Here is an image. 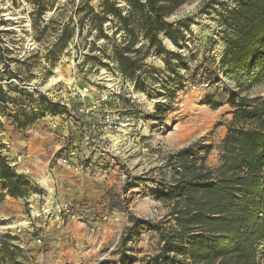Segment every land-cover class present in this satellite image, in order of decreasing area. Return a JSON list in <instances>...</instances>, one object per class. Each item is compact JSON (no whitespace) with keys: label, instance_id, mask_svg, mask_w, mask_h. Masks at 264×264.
I'll return each mask as SVG.
<instances>
[{"label":"rangeland","instance_id":"1","mask_svg":"<svg viewBox=\"0 0 264 264\" xmlns=\"http://www.w3.org/2000/svg\"><path fill=\"white\" fill-rule=\"evenodd\" d=\"M102 1L92 0L91 4L99 8ZM204 1L192 0L168 18L170 21L194 20L182 46L173 45L163 36L166 49L181 52L189 65L193 55L201 58L207 41L216 35L219 26L217 12L201 8ZM224 1L234 3V0ZM79 2L57 0L56 6L64 16L75 19L73 8ZM117 2L125 6L122 0ZM27 10L29 6L21 0L17 3L0 0L1 14L11 22L7 27L11 31L0 33V36L6 40L11 55L22 60L30 56L33 49L39 48ZM53 13L48 12L47 17ZM113 25V21L104 25L110 37ZM87 33L85 30L84 36ZM93 36L88 34L86 41L83 37H75L49 75L47 71L51 64L43 57L44 49L39 52L42 56L40 62L30 60L33 64L32 71L27 73L32 76L28 88L66 104L71 110L70 115L46 114L29 126L19 128L0 114V136L7 146L5 154L17 172L27 175L34 186L25 198L7 196L0 202V234L16 237L13 241L18 244L17 254L22 264H54L68 249L79 252L78 245H82L83 240L71 236L66 228L70 222L130 220V215L161 222L168 208L156 197L154 190L171 175V169L165 167L167 156L194 143L212 144L214 158L219 155L222 130L230 110L226 103L236 89L232 77L220 73L212 82L193 86L188 81L186 68L178 60L173 59L179 70L174 73L166 66L165 55L152 51L146 59L147 68L161 69L162 72L149 73L147 89L142 90L120 72L114 60L102 56L104 50L110 51L111 44H106L104 38L92 43ZM119 37V34L115 36L116 39ZM223 49L224 43L219 39L212 51L217 61ZM86 54L101 57L87 58ZM11 68L24 70L23 65L12 64ZM4 69L0 64V76H6ZM11 81L21 84L17 79ZM0 82L7 90V81ZM165 85L170 90L165 89ZM172 91L175 92L174 98L170 96ZM259 95L264 97V81L250 92L251 97ZM158 102L171 103L161 122L147 117L156 110ZM30 156L45 164L44 173L35 177L20 171L18 161ZM58 159H65L72 166L67 167ZM47 160L50 161L48 167ZM56 164H61L74 176V181L83 171H90L91 175H111L113 185L100 188L97 181L88 179V182H82L81 193L72 187L62 191L57 185L54 190L53 174L50 173ZM84 179H87L85 175L82 181ZM116 181H120L119 186ZM65 204L70 207V213L66 212ZM115 246L114 241L108 243L111 249L106 256L115 250ZM104 261L94 257L90 264ZM258 264H264V252Z\"/></svg>","mask_w":264,"mask_h":264},{"label":"trees","instance_id":"2","mask_svg":"<svg viewBox=\"0 0 264 264\" xmlns=\"http://www.w3.org/2000/svg\"><path fill=\"white\" fill-rule=\"evenodd\" d=\"M56 1L21 0L29 6L31 31L39 44L24 60L11 55L6 40L0 36V64L6 73L0 80H6L8 86L6 90L0 82V114L19 128L46 114L70 115L66 104L39 90H30L32 76L27 73L32 71L30 60L40 62L39 52L44 49L43 57L51 64L47 75L51 74L74 38L83 37L86 41L88 34L94 35L92 43L104 38L106 44H111L110 51L104 50L102 56L114 60L120 72L142 90L147 89L149 73L162 72L147 68L146 59L152 51L165 55L166 66L174 73L179 70L173 59L178 60L193 86L212 82L220 73L232 77L236 89L226 103L231 118L226 122L221 144V164L208 166L210 146L201 143L169 154L165 167L171 169V175L154 190L168 213L159 223L130 215L133 224L121 240L119 262L136 261L133 253L126 252V245L136 229L147 228L158 231L162 246L158 253L145 259V264H258L264 252V97H251L250 92L264 81V0H234L232 4L205 0L201 8L217 12L219 26L216 35L207 41L201 58L193 55L190 65L181 52L166 49L163 36L173 45L182 46L194 20L168 18L192 0H122L125 6L117 0H103L99 8L91 4L92 0H80L73 8L75 19L64 16ZM50 11L54 13L47 17ZM110 21L114 22L111 37L104 28ZM9 23L0 11V33L11 31L7 28ZM85 30L88 33L84 36ZM219 39L224 49L217 61L212 51ZM12 64L23 65L24 70H14ZM165 89L170 90L167 85ZM170 96L174 98L175 92H170ZM170 108L171 103L158 102L156 110L147 117L161 122ZM6 147L0 136V202L7 196L25 198L34 188L30 178L12 165L5 154ZM14 239L11 234H0V264H22Z\"/></svg>","mask_w":264,"mask_h":264},{"label":"crops","instance_id":"3","mask_svg":"<svg viewBox=\"0 0 264 264\" xmlns=\"http://www.w3.org/2000/svg\"><path fill=\"white\" fill-rule=\"evenodd\" d=\"M227 116L228 119H226V122L231 118V114L228 113ZM224 125L225 127L222 130L221 137L222 140L227 131L226 123ZM209 146L210 152L207 157V164L211 168L218 167L221 164V144L219 145V150L217 151L219 154L217 158H214L213 152H215V150L213 149L212 144H209ZM49 162L50 161L47 160V167ZM18 165L20 171L23 173H31L35 177L46 171L45 164L38 163L37 160L31 156L24 158L23 161H18ZM52 171L53 173H50V175L53 174L51 175V178L54 183V190L57 188V185L58 188H62V191H64L63 188H65V190H71L68 187H72L76 189V192L80 191L81 193V188L83 186L82 182L86 183L88 182V179H91L93 182L97 181V186L100 188H106L109 185H113V181L110 180L111 175L107 174L94 173L92 176L90 171H83L84 173L82 172L79 177L76 178V181H74V176L67 173V170L63 168L61 164H56L52 168ZM65 172L67 174H65ZM84 175L87 179L82 181ZM119 182L120 181H116L118 186L120 184ZM57 221L59 222V220ZM132 224L133 222L131 220L118 219L108 221L86 220L83 222H70L66 228L72 233L71 236H76L78 239H82L83 244L78 245L79 252L74 251V249H68L65 251L66 253L62 252L54 264H90L94 257H99V259L105 260L104 264H118L120 258L122 257L121 240L123 236H125L128 227L132 226ZM134 232L135 233L130 235V238L128 239L126 252L134 253L136 261L133 264H145V259L160 251L162 246L160 235L158 231L149 230L147 228H139ZM150 239L151 241H149ZM110 241H114L116 244L115 250L111 251L108 256H106L108 249H111V247L108 248V243ZM152 245H155L154 249L152 248Z\"/></svg>","mask_w":264,"mask_h":264},{"label":"built area","instance_id":"4","mask_svg":"<svg viewBox=\"0 0 264 264\" xmlns=\"http://www.w3.org/2000/svg\"><path fill=\"white\" fill-rule=\"evenodd\" d=\"M59 161H63L64 163H65V165L67 166V167H71L72 166V164L70 163V162H66V160L64 159H58ZM78 168V167H77ZM65 210H66V212L67 213H70L71 212V209H70V207L68 206V204H65Z\"/></svg>","mask_w":264,"mask_h":264}]
</instances>
